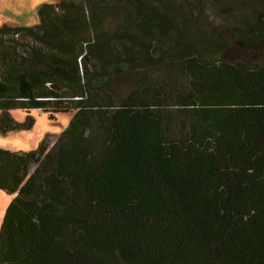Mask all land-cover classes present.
I'll use <instances>...</instances> for the list:
<instances>
[{"label":"trees","instance_id":"obj_1","mask_svg":"<svg viewBox=\"0 0 264 264\" xmlns=\"http://www.w3.org/2000/svg\"><path fill=\"white\" fill-rule=\"evenodd\" d=\"M108 1L58 0L34 27L0 26V134L22 126L13 109L73 115L53 143L0 149L13 197L0 264H264V61L222 59L182 7L123 0L136 33L97 34L115 75L169 64L186 81L146 76L115 102L112 74L86 62ZM263 23L234 26L264 44Z\"/></svg>","mask_w":264,"mask_h":264},{"label":"rangeland","instance_id":"obj_2","mask_svg":"<svg viewBox=\"0 0 264 264\" xmlns=\"http://www.w3.org/2000/svg\"><path fill=\"white\" fill-rule=\"evenodd\" d=\"M26 0L22 3H12L7 5V9L0 10V26L3 23L10 24L15 27H34L38 24L37 10ZM37 0H35L36 3ZM51 1V0H49ZM58 1V0H56ZM55 1V2H56ZM164 4H171L173 7H182L189 13L192 18L196 16L201 21L205 36L211 42L225 44L222 59L230 63L243 62L246 65H255L264 61V44L258 39L252 40L250 36H245L235 29L234 23L239 18L241 21L247 19H256L262 17L264 21V0H163ZM183 1L190 2L184 5ZM54 2V0L52 1ZM168 2V3H167ZM106 8L110 10L101 13L96 11L99 16L97 28H91L88 32V38L91 40L88 47L86 57L87 64H99L107 73L112 74L108 79L107 93L115 102H119L130 89L143 80L146 76H160L166 72L171 73V82L175 85L184 84L185 77L179 75L177 71L171 70L169 64L158 68H144L142 66L129 67L128 70L121 74H117L114 70L116 64L111 61L110 52L104 47V41L101 37H97L99 32H105L111 35L114 32L123 33L125 24L123 21L121 8H128L123 0H109ZM251 22V21H250ZM234 26V27H233ZM264 26V23H263ZM127 37L135 34L133 26H126ZM176 35V34H175ZM93 41V42H92ZM128 40H126L127 42ZM99 55H97V53ZM153 56L156 52L153 51ZM100 57V58H99ZM102 58V59H101ZM104 59V62L102 61ZM169 76V75H168ZM1 114V113H0ZM12 120L22 126L8 130L5 134H0V149L11 152L29 153L35 151L41 142L47 137L50 143L62 134L68 123L72 119V113H61L54 116V120L48 119V114L39 110H31L25 112L19 109L9 111ZM33 121L31 127L27 126L28 119ZM7 147L9 149H5ZM12 196L0 190V226L6 210V207L12 200Z\"/></svg>","mask_w":264,"mask_h":264},{"label":"crops","instance_id":"obj_3","mask_svg":"<svg viewBox=\"0 0 264 264\" xmlns=\"http://www.w3.org/2000/svg\"><path fill=\"white\" fill-rule=\"evenodd\" d=\"M25 0H0V10H6L7 9V5H11L12 3H15L18 5V3H22L24 2ZM53 0L49 1V0H37L36 3H35V0H33V7L36 6L35 8H37V6H40L42 4H51V3H54L56 0H54V2H52ZM27 3H31L32 4V1L31 0H26V4ZM3 24H7V23H3ZM10 25V24H8ZM5 149H9L7 147H3ZM10 150V149H9Z\"/></svg>","mask_w":264,"mask_h":264}]
</instances>
